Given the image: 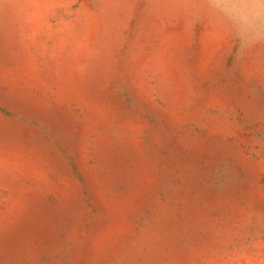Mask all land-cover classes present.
<instances>
[{"label":"rangeland","instance_id":"rangeland-1","mask_svg":"<svg viewBox=\"0 0 264 264\" xmlns=\"http://www.w3.org/2000/svg\"><path fill=\"white\" fill-rule=\"evenodd\" d=\"M0 264H264V0H0Z\"/></svg>","mask_w":264,"mask_h":264}]
</instances>
